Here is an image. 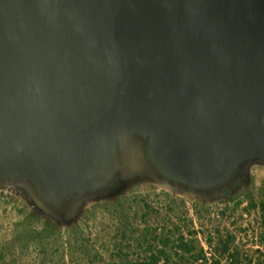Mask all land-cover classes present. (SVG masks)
Returning <instances> with one entry per match:
<instances>
[{"label":"water","instance_id":"1","mask_svg":"<svg viewBox=\"0 0 264 264\" xmlns=\"http://www.w3.org/2000/svg\"><path fill=\"white\" fill-rule=\"evenodd\" d=\"M264 163V0H0V183L65 220L135 171L202 197Z\"/></svg>","mask_w":264,"mask_h":264},{"label":"trees","instance_id":"2","mask_svg":"<svg viewBox=\"0 0 264 264\" xmlns=\"http://www.w3.org/2000/svg\"><path fill=\"white\" fill-rule=\"evenodd\" d=\"M231 193L188 207L168 193L165 201L122 196L104 205L102 222L84 219L85 231L49 224L17 239L23 248L37 245L40 264H57L56 254L61 264L65 256L73 264H264V200ZM251 212L259 214L255 223H238Z\"/></svg>","mask_w":264,"mask_h":264},{"label":"rangeland","instance_id":"3","mask_svg":"<svg viewBox=\"0 0 264 264\" xmlns=\"http://www.w3.org/2000/svg\"><path fill=\"white\" fill-rule=\"evenodd\" d=\"M164 193H168L169 196H173L177 200H184L187 207L200 198H206L174 187L145 171H135L112 192L80 198L74 206L71 216L65 220H59L36 203L30 188L25 183L2 182L0 183V264H40L43 262L37 245L29 242L28 247L23 248V245L26 244L25 241L17 239L19 235L24 236L34 228L39 229L51 224L58 226L63 231L75 229L85 231V221L89 226H92L102 222L101 216H107L103 212V207L107 202H112L122 196H126L128 199L135 196L152 200L158 198L165 201ZM227 193L232 195L238 193L241 197L251 200H264V163L249 162L245 166L242 179L230 190L223 194H214L206 199L210 204L215 205ZM235 216L237 217L236 214ZM258 218L257 212H251L242 215V218H237V221L245 225V222L255 223ZM84 219L86 220L84 221ZM65 238L68 237L64 235L62 241ZM243 238L242 242L246 241V237ZM53 260L57 264H61L62 261L59 254L54 255ZM64 260V264H73L67 256Z\"/></svg>","mask_w":264,"mask_h":264}]
</instances>
